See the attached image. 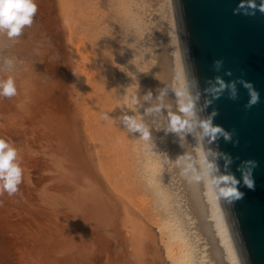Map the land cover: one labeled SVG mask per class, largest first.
I'll use <instances>...</instances> for the list:
<instances>
[{
    "label": "bare ground",
    "instance_id": "1",
    "mask_svg": "<svg viewBox=\"0 0 264 264\" xmlns=\"http://www.w3.org/2000/svg\"><path fill=\"white\" fill-rule=\"evenodd\" d=\"M146 1L35 0L22 36L0 33V78L18 89L0 97V138L24 170L0 195V264H244L196 108L180 112L193 96L173 0H158L172 12L159 53ZM171 115L191 130L169 131Z\"/></svg>",
    "mask_w": 264,
    "mask_h": 264
},
{
    "label": "water",
    "instance_id": "2",
    "mask_svg": "<svg viewBox=\"0 0 264 264\" xmlns=\"http://www.w3.org/2000/svg\"><path fill=\"white\" fill-rule=\"evenodd\" d=\"M173 3L199 123L211 118L230 137L211 140L201 128L215 177L234 175L243 193L230 204L223 201L238 250L244 264H264V13L238 9L240 0ZM217 78L234 82L235 95L231 87L212 94ZM244 82L259 94L257 103L249 104ZM248 170L253 188L243 180Z\"/></svg>",
    "mask_w": 264,
    "mask_h": 264
},
{
    "label": "clouds",
    "instance_id": "3",
    "mask_svg": "<svg viewBox=\"0 0 264 264\" xmlns=\"http://www.w3.org/2000/svg\"><path fill=\"white\" fill-rule=\"evenodd\" d=\"M238 9H251L252 14L256 10L264 13V0L257 6L256 0H240ZM37 4L35 0H0V33L7 35L9 39H17L23 35L26 28H30L37 14ZM246 14L247 11H246ZM11 62H9L10 64ZM220 62L217 61V66ZM231 74L230 72L228 73ZM231 87L232 94L235 95V83L233 82L230 86L227 85L222 79L217 78L216 85L211 87L209 91L218 96L225 89ZM244 87L250 91L249 104H255L259 100V94L252 88L250 83L244 82ZM18 94L17 85L13 77L9 76L7 79L0 78V97L12 98ZM178 96H184L183 91L177 92ZM198 99V97H196ZM210 103V101H209ZM193 98L190 96L187 102H181L180 112L191 116L194 110ZM150 111H152L150 109ZM155 111H159L156 108ZM215 115V113H213ZM103 119H107L104 116ZM126 126L130 131L139 132L142 136L143 141L147 142L150 140L149 129L137 119L126 116L124 117ZM200 127L203 129V134L211 140H215L217 136L223 135L226 139H229L227 133L219 126H214L211 122V118L204 120L200 123ZM191 130V125L187 119H182L179 115L170 116L169 131L181 133L185 130ZM251 163V162H249ZM208 168L213 172L217 173L218 169L214 163L208 164ZM192 169V165L188 164L186 170L183 173L187 175V171ZM23 168L20 166V158L18 150L12 145L11 141L0 138V195L7 192L10 196L14 195L19 190V185L23 179ZM200 175H192L189 177L190 183L199 184L201 182ZM244 183L247 187L253 188L254 181L251 178V171H245L243 175ZM213 183L218 187L217 196L225 203H232L235 200L242 198L243 193L238 189L239 181L234 175H218Z\"/></svg>",
    "mask_w": 264,
    "mask_h": 264
},
{
    "label": "rangeland",
    "instance_id": "4",
    "mask_svg": "<svg viewBox=\"0 0 264 264\" xmlns=\"http://www.w3.org/2000/svg\"><path fill=\"white\" fill-rule=\"evenodd\" d=\"M146 2H147V7H149L148 9L150 11L146 8L148 10V12L145 14L146 16H148V17H146V19L148 18L149 20L146 22L147 24L145 26L146 27L145 33H147V34L144 35L145 36L144 40L147 42L148 41L150 42L151 40L152 41L154 40L153 38H155V40L157 42L156 41H153V42L156 43V46H158V48L156 47V49L159 50V51H157L155 49L156 53H159L163 49L169 50V48H171V47L167 46V45H169V43H167V41H168L167 39L170 38L169 27H170V17L172 18L171 7H170V5H168L169 3L168 4L165 3V4H163V6H160V4L158 3V0H147ZM159 6L161 9L159 8ZM159 13H160V15H159ZM150 30H151V32L149 33ZM151 33L152 34L154 33L156 35L154 36V34L152 35ZM147 37H148V39H147ZM149 37H150V39H149ZM157 43H158V45H157Z\"/></svg>",
    "mask_w": 264,
    "mask_h": 264
}]
</instances>
